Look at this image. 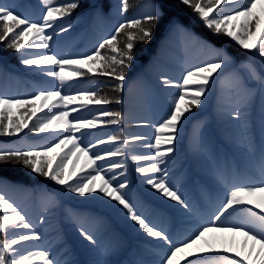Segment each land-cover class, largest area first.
<instances>
[{"label":"snow or ice","instance_id":"1","mask_svg":"<svg viewBox=\"0 0 264 264\" xmlns=\"http://www.w3.org/2000/svg\"><path fill=\"white\" fill-rule=\"evenodd\" d=\"M42 2L45 12L39 21L22 18L9 6L0 3V42H6L7 49L20 55L22 65L28 68L35 66L34 71L58 82L53 83L52 87L38 90L30 98L0 95V137L18 136L27 128L29 132L45 134V138L50 136V140L33 147L0 148V165H23L30 173L61 186L66 193L87 197L111 208L126 221L133 222L134 230L155 239V246L161 249L158 264H180L181 260L187 264H264V167L261 168L258 182L226 186L223 197L217 202L208 221L196 226L187 237L174 238L143 215L131 198L130 181L120 178L126 177L124 160L107 159L124 156V146L128 141H122L119 148L101 150L98 145L115 141L116 137L104 138L82 131L98 127L97 113L99 116L110 117V120L104 121L110 124L119 123L121 114L107 109H88L89 115H83V110L89 104H110L113 100L99 96L97 90L80 88L68 82L89 74L106 76L117 82L113 86L114 92H123L126 72L134 58V48L138 43L151 40L156 23L164 15L163 5H156L152 13L141 18L126 19L118 24L113 33L102 38L90 54L61 57L52 51L49 42L56 35L69 30L64 25H57L56 21L70 16L79 7L80 0H66L59 5L54 0ZM179 3L191 9L197 22L211 34L230 38L240 49L247 50L253 57L261 58V63L264 64V0H179ZM120 10L127 12L128 0H121ZM47 29H52V32L46 31ZM174 30L187 41L205 50L209 58L187 69L175 83L167 77L162 79V84L179 91L173 97L167 116L155 126L154 142L148 140L145 144L154 149V155H132V162L136 164L135 171L146 177L142 183L150 186L149 192L156 199L163 197L165 203L174 201L180 209L189 212V202L168 181L166 165L175 153L180 128L188 118L186 113H191L194 107L202 106V98L206 97L210 86L224 75L232 58L225 50L212 47L183 27L175 25ZM122 34L123 41L120 39ZM34 41L41 43L36 44ZM33 48L46 51L32 53ZM242 67L264 90V75H258L251 64ZM82 69L86 71H81ZM232 79L238 88L246 87L239 72L233 73ZM115 103L119 104L121 100L115 99ZM71 105L79 106L70 108ZM14 109L27 111L21 112L14 119ZM45 109L48 111L45 112ZM72 113L80 115L73 116ZM239 118L240 113L235 112L233 119ZM76 133H80V136ZM89 136H96V139L88 141ZM134 139L144 141L146 138L137 136ZM164 145L168 147H163ZM73 158L75 162H72ZM97 161L105 163L97 164ZM139 161L151 163L144 166ZM69 163L72 164L71 170ZM115 169L124 171L117 173ZM77 173L84 175L78 176ZM150 173L157 175L152 176ZM238 213L242 214V218H237ZM19 229L29 231L19 232ZM77 230L88 245L94 248L98 246L96 236L83 225H79ZM0 233L4 234L0 238V264H32L30 256L45 264H59L46 249L36 252L28 250L25 255L14 248L22 241H39L42 236L34 231V225L27 216L3 194H0ZM237 236L243 240L239 244L240 250L234 251ZM227 253L232 255H225ZM206 254H213L214 258Z\"/></svg>","mask_w":264,"mask_h":264},{"label":"trees","instance_id":"2","mask_svg":"<svg viewBox=\"0 0 264 264\" xmlns=\"http://www.w3.org/2000/svg\"><path fill=\"white\" fill-rule=\"evenodd\" d=\"M65 2L66 0H54L57 5ZM0 3L9 6L22 18L26 17L33 21H39L45 12L42 0H0ZM156 5H163L164 15L156 23L151 40L135 46L134 58L126 72L123 92H114L113 86L117 82L106 76L89 74L68 82L80 88L97 90L99 96L113 100L110 104H89L83 110V115H89L88 109H107L121 114L118 118L119 123L110 124L104 123L110 120V117L99 116L97 113L98 127L82 131L95 133L104 138L116 137L115 141L98 145L101 150L119 148L122 141H128L124 146V156L107 159L124 160L126 177L120 178L134 177L133 183L130 182L134 194L131 197L133 201L142 198L140 192L155 199L149 192L150 186L142 183L146 177L135 171L136 164L132 162V155L142 149H148L151 155H154V149L146 147L145 144L148 140L154 142L155 126L167 116L173 97L179 91L175 87L162 84V79L167 77L175 83L187 69L209 58L205 50L187 41L175 31V25L183 27L212 47L225 50L232 58L228 68L224 70V75L210 86L206 97L202 98L204 101L202 106L194 107L191 113H186L188 118L180 128L175 153L171 155L167 164L176 170L178 183L189 185L193 173L203 178L213 171L216 167V151L221 160H225L224 146L245 147L251 141V130L244 120L247 113L252 114L258 131L264 128V90L242 67L251 64L258 75H264L261 58L253 57L247 50L240 49L228 37L211 34L197 22L191 9L180 4L179 0H128L127 12H121V0H80L79 7L73 10L70 16L56 21L57 25H64L69 30L56 35L53 41L49 42L52 51L61 57H81L90 54L102 38L113 33L118 24L126 19L141 18L152 13ZM102 34L106 35L98 38ZM120 39L123 41V34ZM34 43L38 44L37 41ZM44 51L46 50L31 49L32 53ZM21 52H24V49H21ZM33 69L35 66L28 68L22 65L20 55L7 49L6 42H0V95L30 98L38 90L58 83ZM236 72H239L243 78L246 85L244 89L238 88L232 79V74ZM115 99H120L121 103H115ZM78 106L71 105L70 108ZM13 111L16 114L13 117L15 119L27 109ZM47 111L45 109V112ZM235 112L240 113L239 119H233ZM38 115L42 114L38 113ZM72 115L76 116L80 113H72ZM76 135L80 136V133ZM137 136L146 139L135 140ZM95 139L96 136L88 137V141ZM49 140L50 136L45 138V134L32 133L26 128L18 136L0 137V148L33 147L46 144ZM68 148H71V145H68ZM72 162H75L74 158ZM82 163L83 161L81 165ZM104 163L105 161H97V164ZM68 167L71 170L72 164L69 163ZM114 171L119 173L124 170ZM0 184L2 191L17 197L18 201L14 204L32 222L34 231H38L42 236L39 241H22L20 245L14 246L25 255L28 250L36 252L46 249L51 254V258L59 264H89L91 259L96 264L97 262L107 264L104 252L99 246L95 248L90 246L88 251L81 249L88 243L80 237L77 228L79 225H86L87 222L89 226L91 223L97 225L99 231L105 232L106 236L118 238L122 242L121 246L126 245V235L116 229V223L105 212V209L109 208L90 198L66 193L61 186L30 173L23 165H0ZM54 190L60 197L53 192ZM161 204L170 209H180L174 201L165 203L164 200ZM124 232L130 233L128 230ZM135 233L138 235L140 246L143 245L147 249V234L137 231ZM3 235L0 233V238ZM29 260L32 264H45L44 261L32 256Z\"/></svg>","mask_w":264,"mask_h":264},{"label":"rangeland","instance_id":"3","mask_svg":"<svg viewBox=\"0 0 264 264\" xmlns=\"http://www.w3.org/2000/svg\"><path fill=\"white\" fill-rule=\"evenodd\" d=\"M52 29H47L46 31L50 32ZM38 44L41 43L37 41ZM249 113L244 117L246 121V126H250V116ZM260 141L257 146L251 144L244 148L232 146L227 148V152L232 157L229 161L224 162L223 165H218L208 173L205 178L210 182L209 187L206 190L203 188L204 184H202V188L204 190V194L201 196V200L197 203L195 200L194 193L191 192V185H178L175 180L177 177L176 170L171 166H166L168 169V181L174 184L180 191V193L185 197V199L189 202L191 206V211L186 212L185 210H176L177 217H174L171 213H169L164 207L158 206V212L153 214L150 221L166 230L170 235L174 238H185L191 234L193 229L201 223H205L208 221L209 216L215 210L217 202L223 197L224 189L226 186L231 184H240V183H255L258 182L261 175V168L264 167V128L260 133ZM147 153L152 154L148 149H142L135 152L133 155ZM248 162L247 166H244L243 163ZM140 164L147 166L151 162L150 161H139ZM150 175H155L154 173H150ZM131 182L134 180V177L131 179L128 178ZM193 185V183H192ZM0 194H3V191L0 190ZM4 195V194H3ZM132 197V193L130 192ZM159 194H156L158 196ZM6 198L7 196L4 195ZM13 195L8 196L7 199L12 200ZM165 198L160 197L157 201L162 202ZM158 205V204H157ZM155 202L153 203H144L143 211L146 213L152 210V207L157 206ZM250 207V206H246ZM258 211V210H256ZM105 212L110 215V218L114 220L120 229L128 230L130 233L127 235V240L129 246L127 249L122 250L120 248V242L118 239L113 240V236L106 237L105 232H102L98 235V246L104 250L106 256H109V264H158L161 259V249L156 247V241L154 238L149 237L151 244L153 245V253H135L132 245L138 240V235L135 233L136 230L132 227L133 222L126 221L120 214L115 212L114 210L105 209ZM237 218H242V214L238 213ZM88 223V222H87ZM90 228H87L88 231H94L97 228V225L90 224ZM219 235V234H217ZM227 238V237H226ZM243 238L237 236L236 242L237 247L234 251H238L239 244L242 242ZM90 245H83L81 249L88 251ZM209 257H214L213 254H206ZM225 255H232L231 253H227ZM203 259V257H196V259ZM239 259V257H235ZM189 259H192L191 257ZM126 260H129L127 263ZM89 264H96L93 259L89 261ZM180 264H187L186 261L181 260Z\"/></svg>","mask_w":264,"mask_h":264}]
</instances>
